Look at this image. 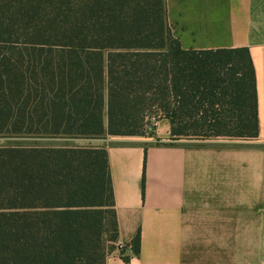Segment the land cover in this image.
<instances>
[{
  "label": "trees",
  "instance_id": "16d2710c",
  "mask_svg": "<svg viewBox=\"0 0 264 264\" xmlns=\"http://www.w3.org/2000/svg\"><path fill=\"white\" fill-rule=\"evenodd\" d=\"M252 139L246 48L186 51L165 0H0V138ZM102 148L0 145V264H105L117 240ZM139 252V234L131 243Z\"/></svg>",
  "mask_w": 264,
  "mask_h": 264
},
{
  "label": "crops",
  "instance_id": "0c3cea01",
  "mask_svg": "<svg viewBox=\"0 0 264 264\" xmlns=\"http://www.w3.org/2000/svg\"><path fill=\"white\" fill-rule=\"evenodd\" d=\"M165 3L181 49L249 51L259 133L252 139H175L169 122L158 119L141 136L80 145L107 153L118 236L105 264H186V243L205 234L210 251L224 254L213 264H264V0ZM233 225L239 227L234 249Z\"/></svg>",
  "mask_w": 264,
  "mask_h": 264
},
{
  "label": "rangeland",
  "instance_id": "374dc122",
  "mask_svg": "<svg viewBox=\"0 0 264 264\" xmlns=\"http://www.w3.org/2000/svg\"><path fill=\"white\" fill-rule=\"evenodd\" d=\"M158 116L154 113H150L147 116V125L146 126H151L152 123L156 122L158 120ZM35 141L40 143V144H47V145H52V146H80L84 143H86V140L84 139H40V140H35V139H26V138H13V139H5V138H0V145L3 144H35ZM238 226L233 225V237H232V245L233 249L237 245L238 241ZM201 231H205L206 233V227H200ZM212 243H209L206 240V234L204 236H201V240L199 241H189L185 245V263L186 264H209L216 260L218 261L219 258L224 257L223 252L218 251H210Z\"/></svg>",
  "mask_w": 264,
  "mask_h": 264
},
{
  "label": "built area",
  "instance_id": "2783aa9c",
  "mask_svg": "<svg viewBox=\"0 0 264 264\" xmlns=\"http://www.w3.org/2000/svg\"><path fill=\"white\" fill-rule=\"evenodd\" d=\"M153 125H156V122H154V123H153ZM117 248H119V249H120V248H122V246H121V245H119V246H117Z\"/></svg>",
  "mask_w": 264,
  "mask_h": 264
}]
</instances>
